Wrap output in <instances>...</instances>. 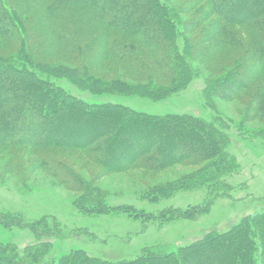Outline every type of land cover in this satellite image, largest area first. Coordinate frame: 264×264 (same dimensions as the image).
Wrapping results in <instances>:
<instances>
[{
	"label": "rangeland",
	"instance_id": "obj_1",
	"mask_svg": "<svg viewBox=\"0 0 264 264\" xmlns=\"http://www.w3.org/2000/svg\"><path fill=\"white\" fill-rule=\"evenodd\" d=\"M19 1L12 0L21 20L19 29L16 25L18 35L24 33L23 28L32 39L51 32L52 19L43 8L46 2L35 7L27 0ZM164 1L168 5L166 15L176 26L167 39H175L182 52L190 43L201 49L200 55L192 58L199 68L198 76L174 94L151 98L136 90L138 86L151 87L152 78L165 87L172 84L159 76L160 63L148 48L152 42L148 33L156 29L155 25L143 21L146 30L131 35L101 25L81 7L71 9L68 18L79 26L83 54L76 57L73 52L72 58L31 43L28 56L23 54L26 50L20 38L0 39V60L17 58L51 85L87 104H120L148 115L182 119L199 116L207 122L219 118L217 128L227 138L222 146L225 161L217 157L199 166L184 163L151 169L145 160L148 164L120 168L115 166L124 163L118 164L114 157L100 163L83 148L53 144L37 149L32 143L20 141L3 147L0 143V214L24 224L11 227L0 221V243L16 246L19 257L27 247L47 241V260L56 262L71 252L83 251L107 263L164 264L166 253L191 247L194 264H216L220 257L204 256V251H212L217 241L235 233L246 219L264 213V75L255 76L251 88L234 98L228 81L238 72L241 84L246 82L240 76L245 55L240 49L221 45L217 37L219 17H204L211 12L206 0ZM231 28L246 46L252 43L253 36L246 26ZM97 38L118 39L120 44L133 47L149 67L146 80L113 56L108 61L92 59L84 48L97 49L93 44ZM161 40L165 43V36ZM165 62L170 65L168 60ZM208 81L211 86L217 81H227V85L220 82L209 95ZM13 89L15 100L20 102L22 89ZM5 96L6 92L0 97ZM63 99L62 95L55 97L59 102ZM24 110L32 112L31 108ZM14 119L9 121L13 129L30 122ZM15 133V137H7L17 139ZM5 136L0 133L1 138ZM41 140L43 143L47 138ZM127 147L131 148L128 145L125 150ZM213 176L218 179L215 181ZM200 207L203 210L197 209ZM197 210L196 220L187 219ZM31 227L51 236L39 239ZM205 241L208 245L199 248Z\"/></svg>",
	"mask_w": 264,
	"mask_h": 264
},
{
	"label": "trees",
	"instance_id": "obj_2",
	"mask_svg": "<svg viewBox=\"0 0 264 264\" xmlns=\"http://www.w3.org/2000/svg\"><path fill=\"white\" fill-rule=\"evenodd\" d=\"M27 1L35 7L43 1L46 2L45 6L41 4L52 19V29L51 32L49 30L47 33H39L35 39L30 38L25 28H23L24 33L21 36L18 35L16 25L19 29L18 24L21 20L17 9L14 8L12 0H0V22L2 21L0 25L4 27L0 29V39L19 40L20 38V43L26 50L23 54L26 52L29 56L27 50L29 46H32L31 43L39 48L45 45L48 49L72 58L73 52L76 57L80 55L79 53L83 54L78 25L71 24L68 18V12L71 9L81 7L88 10L101 25L131 35L144 32L143 21L147 25H155L156 29L148 33L150 34L148 36L152 37L148 48L160 63L159 76L169 79L172 84L165 87L151 77V87L138 86L136 90H142L151 98L174 94L192 82L200 72L197 64L192 60L196 55H200L199 46L190 43L182 52L175 39L173 41L167 39L176 26L166 15L168 5L164 3V0ZM206 1L211 12L205 13L204 17L213 15L221 20L217 27V37L220 38L221 45L240 49L242 55H245L242 58L244 64L240 66L244 70H241L240 76L246 82L241 84V80L236 77L237 71L232 78L229 77L228 81V84L233 87V97L238 98L245 88H251L255 76L264 75V0ZM234 25L246 26V30L253 36L249 46H246L245 42L236 35L231 28ZM185 26L184 24L180 28L182 32H185ZM162 36H165L166 44L161 40ZM93 44H96L97 49L84 48V51L93 57L92 59L108 61L107 58L113 56L131 73L146 80L149 67L142 62L141 54L133 52V47L122 45L118 39L113 38L105 41L97 38ZM165 60H168L170 65ZM257 65H261V68L258 69ZM150 72L155 75L152 70ZM37 74L35 70L27 68L17 58L0 60V96L6 92L5 97H0V133L6 135L3 138L0 137L3 147L12 146L17 141L32 143L37 149H43L46 145L62 144L83 148L100 163L106 161L108 157H114L118 164L124 163V165L115 166L120 168L139 167L148 163L151 169L167 168L184 163L199 166L217 157L225 161L222 146L227 138L217 128L219 118L207 122L199 116H188L182 119L148 115L134 112L120 104L110 106L99 105L96 102L87 104L68 95L54 84L51 85L47 78ZM220 82L222 84L227 81H217L216 86H211V82L208 81L209 95L215 92ZM95 83L106 85L99 81ZM12 86L22 89L20 102L15 100L16 91L12 90ZM57 95L64 97L63 102L55 100ZM259 98L262 101L263 98ZM29 108L32 112L26 113L24 109ZM92 117H96L97 120H93ZM14 118L19 122L25 119L30 122L26 125H18V129L15 128V130L9 125V121ZM15 132H17V139L7 137L8 134L10 137H15ZM44 133L46 137H42ZM58 134L62 138L57 137ZM262 134L264 135V132ZM42 138L47 140H43L42 143ZM128 145L131 148L127 147L125 150ZM145 160H148V163L144 162ZM44 165L47 166L45 163ZM212 178L215 181L218 179L214 176ZM197 209L203 210L201 207ZM199 210L187 219L196 220ZM0 221L11 227L24 225L21 220L4 219L2 214H0ZM30 229L36 231L32 227ZM36 234L39 239L51 236L49 233L39 231H36ZM217 242L212 247V251L207 249L203 253L204 256H219L220 259L216 264H264V213L246 219L235 233L226 234L221 242ZM47 244V241H43L27 247L19 257L16 246L0 243V264H119L100 261L83 251L71 252L58 262L53 259L47 260L50 254L46 247L44 249ZM207 245L208 242L205 241L198 247ZM41 246L43 249L40 248ZM192 256L191 247L177 252H168L164 255L166 260L164 264H194ZM204 256L202 255V258H205ZM137 262L133 264H140Z\"/></svg>",
	"mask_w": 264,
	"mask_h": 264
}]
</instances>
